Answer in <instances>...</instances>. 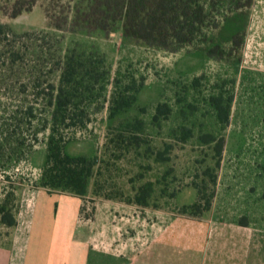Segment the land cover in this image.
<instances>
[{
    "label": "rangeland",
    "instance_id": "obj_1",
    "mask_svg": "<svg viewBox=\"0 0 264 264\" xmlns=\"http://www.w3.org/2000/svg\"><path fill=\"white\" fill-rule=\"evenodd\" d=\"M52 2L39 0L31 12L16 19L4 16L0 4V23L16 34H32L20 40L17 50L21 59L14 69L7 68L2 76L6 82L0 83V205L10 192L18 194L22 188H39L51 133V110L38 95L50 84L58 85L57 61L79 44L86 51L105 56L112 84L105 93L106 101L92 106L102 108L92 122L84 129H73L75 140L67 144V154L101 156L109 130L136 117L145 121V134L154 148L163 149L165 143L173 146L167 163L141 158L135 164L127 158L104 172L110 189L116 187L114 191L125 194H131L128 180L132 176L143 174L144 181L161 182L152 206L123 207L116 215L126 239L132 237L134 247L141 248L151 236L150 230L157 231L178 218L210 220L214 227L238 223L264 231V0H252L241 11L231 12L229 21L211 32L205 45L174 53L128 40L122 31L89 35L50 28L46 7ZM65 3L74 7L79 0ZM214 46L221 47L216 55L224 52L223 56H208ZM131 75L137 79L144 77L145 87L131 109L111 120L109 106L114 81ZM197 78L200 81L195 87ZM219 93L233 96L226 126L217 121L209 102L211 96ZM159 104H168L172 113L154 122ZM25 108H35L36 117L26 118ZM183 126L193 131V138L186 142L178 138ZM205 133L225 138L218 168L213 159L214 145L199 141ZM209 167L216 176L215 184L206 175ZM167 173L170 174L166 176ZM94 180H89L83 218L94 217L97 204L102 201L129 205L95 197ZM195 185L211 201L210 210L201 217L181 214L183 206L197 200ZM163 186L167 188L165 195L161 193ZM173 192L175 197H171ZM18 202L21 203V196ZM54 202L51 203L55 205ZM8 240V228L0 222V246H7Z\"/></svg>",
    "mask_w": 264,
    "mask_h": 264
},
{
    "label": "trees",
    "instance_id": "obj_2",
    "mask_svg": "<svg viewBox=\"0 0 264 264\" xmlns=\"http://www.w3.org/2000/svg\"><path fill=\"white\" fill-rule=\"evenodd\" d=\"M39 0H0L4 16L16 19L23 13L31 12ZM53 1L46 7L50 28L71 33L85 32L89 35L97 32L105 34L122 31L123 36L131 41L148 47L168 52H179L186 47L198 48L205 45L211 32L229 21L232 13H237L252 3V0H79L74 7L65 0ZM245 2V3H244ZM74 12V17L71 14ZM12 37V38H11ZM32 37L31 33L16 34L7 25L0 23V83L6 82L2 76L7 68L17 67L21 59L17 50L20 40ZM220 46L208 51L211 58L217 54ZM59 73L58 85H49L39 93L50 113V136L47 153L38 187L50 193L61 192L85 198L88 194L89 180L95 178L93 195L95 197L121 201L138 207H150L155 201L156 187L161 182L144 181V175L132 176L128 183L131 194H125L116 188L110 189L105 177L111 165L122 159L131 158L132 163L143 158H152L156 163L169 162L171 144L165 143L163 149L154 148L145 134V121L136 117L117 128H111L106 136L102 155L94 157L70 156L66 146L75 140L73 129H84L91 122L95 113L102 108L93 105L105 102L106 91L111 81V69L104 55L97 51H86L81 45L68 49L56 63ZM6 67L5 69H2ZM200 79L194 80L198 87ZM145 87V78L137 79L134 75L116 78L114 92L109 106V119L127 112L137 102ZM233 96L223 93L211 96L210 105L217 121L226 126L230 118V104ZM103 104H101L102 106ZM26 118H35V108H25ZM47 108H44L46 110ZM21 111L17 110V113ZM23 113V112H22ZM172 113L168 104H159L154 115V122L166 119ZM181 142L193 138L191 128H180ZM204 145L213 146V159L219 167L225 147L224 136L205 133L199 136ZM21 141L19 142V144ZM206 175L213 184L216 176L212 168L206 169ZM170 173H167L168 176ZM163 177V179H166ZM197 200L194 204L183 206L181 214L201 217L211 208V201L205 191L195 185ZM162 195L167 193L166 186L161 188ZM175 197V192L171 194ZM18 196L10 192L5 202L0 205V222L7 228L17 225Z\"/></svg>",
    "mask_w": 264,
    "mask_h": 264
},
{
    "label": "crops",
    "instance_id": "obj_3",
    "mask_svg": "<svg viewBox=\"0 0 264 264\" xmlns=\"http://www.w3.org/2000/svg\"><path fill=\"white\" fill-rule=\"evenodd\" d=\"M17 196V225L8 228V247L0 246V264H264V231L251 225L178 218L136 248L115 219L132 205L102 201L83 218L85 198L41 187Z\"/></svg>",
    "mask_w": 264,
    "mask_h": 264
}]
</instances>
